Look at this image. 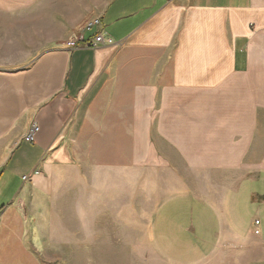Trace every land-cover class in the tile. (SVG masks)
Instances as JSON below:
<instances>
[{
  "label": "crops",
  "instance_id": "0c3cea01",
  "mask_svg": "<svg viewBox=\"0 0 264 264\" xmlns=\"http://www.w3.org/2000/svg\"><path fill=\"white\" fill-rule=\"evenodd\" d=\"M54 1L58 42L0 69V264L83 156L155 186L168 260L264 264V0ZM96 16L102 43L66 45Z\"/></svg>",
  "mask_w": 264,
  "mask_h": 264
},
{
  "label": "rangeland",
  "instance_id": "374dc122",
  "mask_svg": "<svg viewBox=\"0 0 264 264\" xmlns=\"http://www.w3.org/2000/svg\"><path fill=\"white\" fill-rule=\"evenodd\" d=\"M52 3L57 1L0 0V69L22 68L58 42L45 38L53 27L46 23ZM83 158L59 169L45 209L32 216L20 212L22 247L17 253L5 248L12 257L5 253L10 261L4 264H16L15 257L19 264H177L150 238L155 186L117 182L118 169ZM8 180L12 186L14 178Z\"/></svg>",
  "mask_w": 264,
  "mask_h": 264
},
{
  "label": "built area",
  "instance_id": "2783aa9c",
  "mask_svg": "<svg viewBox=\"0 0 264 264\" xmlns=\"http://www.w3.org/2000/svg\"><path fill=\"white\" fill-rule=\"evenodd\" d=\"M83 30L80 33L70 37L68 40H66V45H72L75 46L78 43H81L84 46H97L98 44L103 42V33H102V26H101V20L98 16L92 17L91 19H88L84 25ZM88 31L89 34L85 36L84 32ZM37 127L34 123L31 124L29 127L25 137L28 141H33V137L35 134ZM36 170L35 172H37ZM27 176L23 175V179H26ZM0 214H1V206H0ZM254 224H258V219H254ZM255 233H258V228L256 227L254 229Z\"/></svg>",
  "mask_w": 264,
  "mask_h": 264
}]
</instances>
